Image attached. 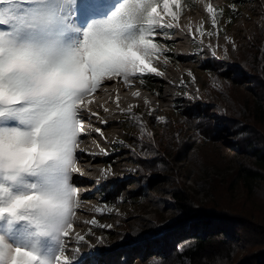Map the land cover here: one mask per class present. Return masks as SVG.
I'll return each instance as SVG.
<instances>
[{"label":"rangeland","instance_id":"obj_1","mask_svg":"<svg viewBox=\"0 0 264 264\" xmlns=\"http://www.w3.org/2000/svg\"><path fill=\"white\" fill-rule=\"evenodd\" d=\"M205 3L224 10L219 19V37H204L205 46L209 42L219 44L216 59L209 55L206 47L203 56L198 55L200 38L197 35L194 40L187 32L190 24L195 29L201 23L206 30H212L210 18L204 11ZM232 5L235 12L231 10ZM262 12L264 0H195L193 8L183 3L179 24L185 31L173 29L171 39L162 42L170 47L168 55L173 58L165 66L161 56L156 63L164 76L150 77L159 82L157 91L142 87L138 79L132 87L126 88L119 78L113 77L98 89L100 93L97 91L90 97L93 100L89 106L91 112L101 116L103 113L96 103L103 102L109 123L103 125L96 118L83 122L86 135L80 148L83 146L90 154H96L98 161L91 166L92 170L84 169L77 161L83 176H80L82 181H77L75 177L79 174H73L81 199L73 230L67 238L69 255H73L75 235L80 233L86 237V243L80 246V255L87 257L90 252L98 251L99 259L105 258L104 264H121L125 260L133 261L129 264H151L153 259L163 261L158 254H153L161 249V244L152 246L153 241L164 239V232L183 220L172 194L189 198L194 206L210 214L213 198L210 185L214 180L234 176L240 165L248 162L244 139L258 133L261 139L255 136L256 141L253 140L264 147ZM229 17L231 23L227 22ZM5 27L0 26V29ZM225 36L232 38L235 48ZM224 47L228 48L226 57ZM182 80L186 82L184 87H180ZM105 89L110 92L104 93ZM136 91L140 92L139 97L133 95ZM130 106L143 117L156 145L158 155L153 154L147 160L117 143L124 141L135 147L136 154L140 153L137 138L141 137V131L121 114V110L127 111ZM149 108L155 109L154 116L164 117L166 123L148 116ZM96 128L102 129L103 136L95 132ZM198 129L203 135L198 134ZM85 143L92 144V148H86ZM143 143L150 147L148 137H144ZM102 149L109 154L105 155ZM27 179L35 182L37 178ZM21 190L19 186L16 188V191ZM236 193L242 195L240 190ZM97 207L103 214L96 212ZM94 218L99 224H111L113 228L90 225ZM90 228L93 229L91 235ZM104 235L106 246L96 248L97 238ZM0 238L12 247L33 249L47 264H55L58 242L52 236L39 235L36 228L26 222H12L8 217L0 219ZM141 252L152 255L142 259Z\"/></svg>","mask_w":264,"mask_h":264},{"label":"snow or ice","instance_id":"obj_2","mask_svg":"<svg viewBox=\"0 0 264 264\" xmlns=\"http://www.w3.org/2000/svg\"><path fill=\"white\" fill-rule=\"evenodd\" d=\"M231 10L235 12V5ZM204 11L212 30L201 23L195 29L190 24L187 32L194 40L197 35L200 38L198 55L203 56L206 47L216 59L219 44L205 46L204 37H219L224 10L205 3ZM182 12L183 0H0V26H6L0 29V219L26 222L39 235L52 236L59 244L55 264H104L98 251L80 255V246L86 243L80 233L75 235L73 255L67 252L81 199L73 174L83 176L77 166V149L86 135L83 121L85 115L100 120L90 110V97L113 77L126 88L137 79L143 87L147 77L162 78L165 73L156 62L161 56L165 66L171 60L170 47L162 42L171 39L173 29L185 31L179 24ZM225 40L236 47L232 38L225 36ZM223 52L226 57L228 48ZM188 75L194 79L191 72ZM185 83L182 80L180 87ZM133 95L139 97L140 92ZM155 111L149 108L147 115L166 123L164 117L154 116ZM121 114L141 131L137 138L140 153L124 141L117 143L140 159L158 155L143 117L132 106ZM95 132L103 136L101 128ZM145 136L150 147L143 143ZM29 177L37 179L29 182ZM18 186L23 190L16 191ZM96 212L103 214L99 207ZM89 223L100 229L113 228L99 224L96 218ZM106 243V235L100 236L95 247ZM0 264L47 262L35 250L12 247L0 238ZM151 264L165 262L153 259Z\"/></svg>","mask_w":264,"mask_h":264},{"label":"trees","instance_id":"obj_3","mask_svg":"<svg viewBox=\"0 0 264 264\" xmlns=\"http://www.w3.org/2000/svg\"><path fill=\"white\" fill-rule=\"evenodd\" d=\"M194 1L183 3L193 8ZM147 80L143 87L157 91L159 82ZM255 136L261 139L258 133L244 139L248 162L242 163L234 176L213 179L210 214L189 198L172 194L183 220L167 229L164 239L153 241L152 246L161 244L153 254L173 264H217L218 260L222 264H264V147L256 144ZM239 190L241 196L236 193ZM141 253L142 259L152 255ZM100 260L105 262L103 257Z\"/></svg>","mask_w":264,"mask_h":264},{"label":"bare ground","instance_id":"obj_4","mask_svg":"<svg viewBox=\"0 0 264 264\" xmlns=\"http://www.w3.org/2000/svg\"><path fill=\"white\" fill-rule=\"evenodd\" d=\"M109 82V81H108ZM108 82H104V84L102 85L103 87H104V85L105 84H107ZM101 90V89H100ZM100 90L98 91V93H100ZM110 92V90H108V89H105V91H104V93H109ZM103 93V94H104ZM96 96V95H95ZM99 95H97V97H98ZM96 97V98H97ZM106 102V101H105ZM101 103H103V102H97L96 104H97V107H98V109H100L101 111H102V115L101 116H99L101 119L100 120H106V118L108 117V114L106 113V112H103V110H104V108L102 107V104ZM86 120H89L90 121V119H88L87 118V116H85V119H84V121H86ZM83 121V122H84ZM108 122V121H107ZM109 123V122H108ZM107 123V124H108ZM106 124V125H107ZM103 125H105V124H103ZM84 145V144H83ZM92 145V144H91ZM91 145H90V143L89 144H86L85 143V146H86V148H88V149H91L92 147H91ZM81 150H83V151H81ZM98 158L96 157V154L95 155H92V153L90 154V152H88L87 150H84L83 149V146L80 148V151H79V154H78V161L81 163V166L84 168V169H86V170H92V169H94L93 167H91L92 165H95L96 164V162L98 161L97 160ZM83 169V170H84ZM83 172V171H82ZM87 178H88V176H87ZM90 178V177H89ZM75 180H80V181H82L81 179H80V176H76L75 177Z\"/></svg>","mask_w":264,"mask_h":264}]
</instances>
